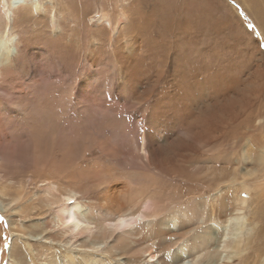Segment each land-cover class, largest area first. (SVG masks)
<instances>
[{
  "label": "rangeland",
  "instance_id": "rangeland-1",
  "mask_svg": "<svg viewBox=\"0 0 264 264\" xmlns=\"http://www.w3.org/2000/svg\"><path fill=\"white\" fill-rule=\"evenodd\" d=\"M21 1L13 10L12 22L0 17V65L4 72L0 79V137L4 142L0 145L4 170V178L0 176V264H72L68 248L60 240L71 238L64 219L59 221V231L54 233L59 239L54 242V236L49 239L41 231L50 214L44 205L46 198L61 199L71 192L76 193L80 211L93 227L96 218L89 216L90 210L97 217L122 203L125 212L144 213L132 226H144V231L141 242H129L136 251L130 254L129 263L104 245L93 252L77 241L73 246L78 264L86 263L82 251L89 248L91 264H153L149 253L141 251L148 245L156 256L162 252L169 256L174 250L187 254L192 243L187 238L174 250H163L160 238L168 227H157L153 221L163 217L175 230L183 222L182 210L197 213L198 209L204 214V225L226 238L224 243L220 241V255L213 264H264V169L256 165L258 152L254 154L262 149L258 144L262 129L251 135L254 118L248 111L240 120L249 115L251 124L237 127L236 122L230 123L222 134L220 119L231 109L222 100L234 97L230 91L211 99L196 97L197 102L191 98L194 95L187 96L191 106H196L180 126L169 131L171 114L176 118L178 114L168 95L172 52L188 36L206 37L224 57V52H230L227 59L234 67L221 70L233 79L248 76L258 56L264 69V0ZM3 12L0 8V14ZM116 24L121 30L114 34ZM113 36H117L114 44ZM133 36L134 49L140 48L130 64L125 58L131 53ZM170 44H175L172 50ZM152 50L166 52L163 57L168 54L163 59L157 53L168 64L164 78L158 79L159 73L147 69L145 54L151 56ZM7 51L9 58L5 57ZM205 57L200 50L191 58L201 63L198 78L203 68L215 67ZM154 79L158 87L147 92L144 84ZM210 81L208 87L213 90L210 85L215 86L216 81ZM212 100L214 114L208 116L205 110ZM184 128L193 135L191 139ZM149 135L154 146L170 145L176 149L174 154L183 140L188 142L174 162L149 165L139 158ZM223 165L228 173L217 180L219 170L215 168ZM227 216L235 218L228 225ZM238 217L245 222L242 233L234 230ZM233 240H241L242 245H231ZM205 251L196 249L194 258Z\"/></svg>",
  "mask_w": 264,
  "mask_h": 264
},
{
  "label": "bare ground",
  "instance_id": "bare-ground-1",
  "mask_svg": "<svg viewBox=\"0 0 264 264\" xmlns=\"http://www.w3.org/2000/svg\"><path fill=\"white\" fill-rule=\"evenodd\" d=\"M21 3H23L21 0H1L0 8L3 9L4 12H3V14H0V17H1V15H4L7 17L8 21L12 22L13 15H14L13 10L15 7L19 6ZM35 8L37 10L40 9L39 6H35ZM120 28H121L120 24H118L116 27L114 26L113 27V29H114L113 33L115 34L118 31V29H120ZM9 30L10 29H7L8 32H9ZM10 35H11V33H10ZM116 37L117 36L112 37L113 40H111V41L113 44L115 43ZM135 39H136V37L133 36L132 42L130 44V52L131 53L129 52L130 55L126 54L129 58L127 56H126L127 58H125V59L131 60L129 62L130 64H132L134 55L138 52V50L140 48L139 47L137 51L134 49L135 46L133 47V42L135 41ZM209 41L210 40L207 39L206 37L203 38L201 36H188V39H184L183 42L180 43L177 47H175V44H174L175 49L172 52L173 75L169 80V81H171V89L169 90L168 95H169L170 100H171L170 105H172L174 111H176L178 115L176 118L175 113L171 114V118H169L170 125H171L169 131H174L177 126H180L184 122L183 120L190 116V114L192 112L191 107L196 106L195 103H194L195 105L191 106V102L188 100L187 96L191 97V95H194V97H191V98L196 100V102H197L198 101L197 98L210 96V99H211V98H213V96L215 97L216 95H219L221 93H226V92L229 93L230 91H232L234 93V97H229L228 102L225 101L224 99L222 100L223 104L226 107L231 108L230 111L228 112V114L225 115L226 117L220 119L221 120L222 134L226 130V128L229 127L228 125H230V123L236 122L237 127H239V126L241 127L244 124H251L248 122L249 120H251L249 115L246 116L247 119L245 121L240 120L243 118V117H241L242 114L243 113L246 114L249 111L250 114L254 118V124H253V129H252L251 135L255 136L254 131L256 130L257 132H259V130L262 129V131H260V132H262L263 136H261V138L258 139V144L260 143V148H262V149L261 150L257 149V151H255L254 154L256 155V153L258 152L257 158L255 160L258 164L256 163V165H258V167L264 169V115H262L264 113V111L262 110V106L264 108V69H263V65H262V57L258 56L255 59V62H253L254 63V69L252 72L250 71V74H248V76L246 74L245 75L246 77L244 76L245 78L241 79V80L233 79L228 75V73H225L221 70V69L226 70V68H228V71H229V70L233 69L232 67H234V66L232 65V62H230V60L227 59L231 56V53L230 52H224L227 54V57H224L223 54H219V51L216 50L217 45H215L212 42L209 43ZM162 42H163V40H162ZM175 43H177V42H175ZM172 46L173 45L170 44V48L168 47L169 50H172L174 48ZM151 47H152V45H151ZM200 50L207 54L208 57L207 58L205 57V58L208 59L210 64L214 65L215 67L213 69L211 66H209L211 69H207V67L203 68L204 73L202 72V74H200V77L198 78L196 75L198 74V72L202 68L199 66L201 63H197L196 60H198V59H196V58L191 59V58L193 57V54L194 55L199 54ZM165 51H168V50L165 49ZM11 52H12V50H11ZM157 53H159L161 55V58L163 57V55H162L163 51L161 53V51L156 52V51L152 50L151 56H148L147 52H146L145 60H147L148 62H145V63L148 66L147 69L150 68L153 71L155 70L156 74L159 73L157 75V76H159L158 77V79H159L160 77L161 78L163 77V74L165 75L166 73H168L167 72L168 64H166V62H164V60L161 61V59H159L160 56H158ZM164 53H166V52H164ZM138 54L142 57L141 53H138ZM201 54H202V52H201ZM117 55H119V54H117ZM167 55H165L164 57H166ZM10 56L11 55H10L9 51H7V54L5 55V57L9 58ZM111 56H114V55H111ZM170 56H171V54H170ZM170 56L168 59H170ZM164 57H163V59H164ZM153 58L156 59L157 61H155ZM128 61L126 64H128ZM123 63H124V61H123ZM139 63L142 64L144 62L142 61ZM123 65L125 66V64H123ZM206 65H207V63H206ZM129 67H131V66H129ZM1 69L2 68L0 65V79L2 80V78L4 79V76H3L4 72L2 73L3 69L2 70ZM216 70H218V71H216ZM150 72H152V71H150ZM152 74H154V73H152ZM149 75H150V73H149ZM230 75L232 76L231 73H230ZM166 77H167V75H166ZM195 78H197V79H195ZM156 79L150 80L149 84L148 83L144 84V85H148L147 86V92H151V91L155 90L154 88L158 87L157 86L158 82ZM1 80H0V82L2 83ZM193 80H196V82H194ZM210 80L216 81V82H214L215 86L210 85V86H212L213 90H211V88L208 87L209 83L210 84L213 83V81H210ZM179 84H182L183 86L180 87ZM182 87H184L186 90L184 89V91H182L181 90ZM209 90H211L210 94L204 93V92H207ZM145 99L146 98H144V100ZM201 101H202V99H201ZM193 102H195V101H193ZM198 104L199 103H197V105ZM214 104L215 103L212 100V103H210L209 107L205 110L206 114L208 116H212L214 114V112H213V110L215 109ZM218 105L220 106V104H218ZM156 113H158V112H156ZM166 117H167V115H166ZM219 117H221V116H219ZM204 118H207V117H204ZM255 119H259V121L255 122L256 121ZM193 120H194V118L192 119V122H193ZM196 121H197V119H196ZM197 123H198V121H197ZM197 125H199V124H197ZM192 127H194V125ZM211 127H213V125ZM244 127L245 126H243V128ZM184 130H185V135L187 136V138L191 139V137L193 135L190 132H188L187 128H184ZM201 130H203V129L201 128ZM248 132L251 133L250 130ZM194 135H195V133H194ZM234 136H236V135H234ZM194 138H195V136L193 137V139ZM254 139H255V137H254ZM164 141L166 142V140H164ZM187 142H188V140H186V141L183 140L182 143L180 144L181 148H180L179 152L174 154L176 149H173L170 145H167L166 148L154 146L152 141H151V135H149L143 144L144 153H143V155H140L139 158L142 162L149 164V165H155L158 162H161L163 164H166L168 162L170 164L171 162H174V156H176L177 154L180 153V151L183 149V146L185 144H187ZM3 143L4 142L2 141V139L0 137V145ZM194 149H195V147H194ZM246 151H249V149ZM244 152H245V150H244ZM252 152H253V150H252ZM181 153H182V151H181ZM220 159L222 160L223 158H220ZM226 159L228 160L229 163H231L229 158H226ZM223 160L225 161V159H223ZM2 162H3V158L0 154V176L3 175L2 177L4 178V173H3L4 170L2 169ZM231 164H233V163H231ZM219 165H222V164H219ZM213 168H214V166H213ZM215 169L219 170V173H217V174H219V176L216 174L218 176V177H216L217 180H218V178H223V177L225 178L226 174L228 173L227 172V170H228L227 165H223L222 167L219 166V167H216ZM231 170H232V168H231ZM166 172H167V170H166ZM216 179H215V183H214L215 185H217ZM14 184H15V182H14ZM197 185L198 184H196V186ZM11 186H12V184H11ZM26 186H27V184H26ZM209 187H211V184L209 185ZM55 189H56V187L54 186L53 190H55ZM24 191H25V189H24ZM145 197H146V195H145ZM60 198L61 199H59L57 196H55L54 199L47 197L46 200L44 201V205L48 208V212H50V214H49L48 218H46L44 223L42 224L41 231H42V233L45 232L44 236L49 238V239L52 236H54L53 239L51 238L52 241L54 242L56 239H59V238H55V234H54L55 232L57 234L59 231V229H58L59 221L62 218L64 219L66 225L69 226L71 238L60 239V240H61V242H63V241L65 242L64 244L68 248V252H69L68 254L70 255V258H71L70 262L72 264H78V259L74 255L75 247L73 246V243L74 242L77 243V241H79L78 244L81 246L91 247L92 251L93 250L98 251V247L100 245L101 246L104 245L107 250L112 251L116 257L123 260L125 263L130 262L131 258L133 257V255H130V254H133L136 251L132 250V248L130 247L131 244H129V242H131V243H135L136 241L141 242V240L143 239L141 232L144 231V230H142V228L144 226L143 227L141 226L139 228H136V227L133 228L132 226L134 225V223L136 221H138V219H140L139 218L140 216H142V217L144 216L143 212H141V213L138 212L139 214L138 213L136 214V213L125 212V211H123L124 206L122 203H118L114 208H112L110 210L105 209V211L103 213H99L97 217L94 216L95 215L94 212L92 210H90L89 216L91 218H96V220H94V222H96L97 225H95L93 227L90 219H86L85 213L83 211H80L81 204H80V201L78 200L75 192H71V194H69V195H63V197H60ZM147 200H148V198H147ZM147 200L143 201V202L140 201V202H142V204H144V206H146ZM191 200H192V198H191ZM191 200H188V203H190ZM107 201H108V199H107ZM245 201H246V199L243 198L242 202L244 203ZM224 203H223V205H224ZM191 204L193 205V203H191ZM180 206H179V209H180ZM184 207H182V208H184ZM190 208H191V206H190ZM55 209H57V210H55ZM180 210H182V209H180ZM198 210H197V213H193L190 211L189 212H187V211L183 212L185 210H182V216H184V218L182 219L183 222L181 224L179 222L180 225L175 230L172 229L173 226L170 227L167 220L163 217L162 218L157 217L154 220L156 222L153 221V223L157 227H160V225L161 226L165 225V228L168 227L167 229H165L166 232L161 234V238H160V243L165 244V247L162 248L163 250L166 249V251H167V250H172L173 248L175 249L179 245V241L185 240L186 238H187V240L190 239L192 241L191 247L187 249V252H186L187 254L179 252V250L173 249L174 250L173 253L169 256L166 255L165 252L163 253L162 250L160 251V252H162V254L159 253V256H156V254L153 253V251H151L152 250L151 246H149L147 244L148 246L142 247L141 251L149 253L148 255H150L151 258H153V260H152L154 262L153 264H203L205 261L209 262L210 264H213V261H215L216 258L220 255L219 254V252H220L219 245L221 244L220 241L222 240L223 241L222 243H224V240H226V238L222 239L221 233L220 234L217 233V231L212 226H205L204 225V219L201 218L204 214H201L200 212L198 213ZM53 212H55V213H53ZM195 212H196V210H195ZM55 217H57V220L55 219ZM240 219H241V217L237 218L236 223L238 224V227L234 228V230H236L237 233H240V230L242 233L243 227L245 225L244 220L242 222ZM232 220H235V218L227 216L225 222L228 225V224L232 223ZM238 220H240V221H238ZM167 223H168V226H167ZM36 229H40V228H36ZM152 229H154V228H152ZM79 235H82L81 238H78ZM241 242H242L241 240H233V241H231V243H232L231 245H233L235 247H240ZM56 244H57V242H56ZM137 245H140V244H137ZM95 246H97V248ZM22 249H24V248H22ZM22 249H21V252H19L20 254L23 253ZM89 249L82 251L87 256V257H85V262L87 264L93 263V262H89V256H88L90 254ZM138 249H140V248H138ZM196 249H205L206 251L199 256L197 255L198 256L197 258H194L196 256L194 254ZM141 251H140V253H141ZM24 255H28V254H24ZM201 256L203 257L202 260L200 259ZM68 264H69V262H68Z\"/></svg>",
  "mask_w": 264,
  "mask_h": 264
}]
</instances>
